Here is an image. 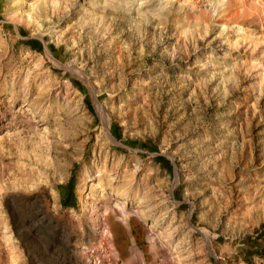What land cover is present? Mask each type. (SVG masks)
<instances>
[{
	"label": "rangeland",
	"instance_id": "rangeland-1",
	"mask_svg": "<svg viewBox=\"0 0 264 264\" xmlns=\"http://www.w3.org/2000/svg\"><path fill=\"white\" fill-rule=\"evenodd\" d=\"M0 264H264V0H0Z\"/></svg>",
	"mask_w": 264,
	"mask_h": 264
},
{
	"label": "trees",
	"instance_id": "trees-1",
	"mask_svg": "<svg viewBox=\"0 0 264 264\" xmlns=\"http://www.w3.org/2000/svg\"><path fill=\"white\" fill-rule=\"evenodd\" d=\"M24 43L33 50L36 51H41L42 50V43L38 39L34 38H28L24 40ZM54 52L53 47H51V53ZM54 54V53H53ZM118 130V126L115 124H112L110 128L111 134L115 137L118 138V133L116 132ZM141 147H148L147 144L145 143H139ZM155 159L161 166L167 170H170V164L167 158H165L162 155H157L155 156ZM72 175H70L69 179L67 182L63 185L58 186V195H59V203L61 204L62 207H73L75 205V196L73 193V188H72Z\"/></svg>",
	"mask_w": 264,
	"mask_h": 264
},
{
	"label": "bare ground",
	"instance_id": "bare-ground-1",
	"mask_svg": "<svg viewBox=\"0 0 264 264\" xmlns=\"http://www.w3.org/2000/svg\"><path fill=\"white\" fill-rule=\"evenodd\" d=\"M101 119H102V121H103V123H104V126H105L106 129H107V121H106V119L103 118V116H101ZM121 211L124 212L123 209H121ZM122 218H123V220H125L124 216H123Z\"/></svg>",
	"mask_w": 264,
	"mask_h": 264
}]
</instances>
